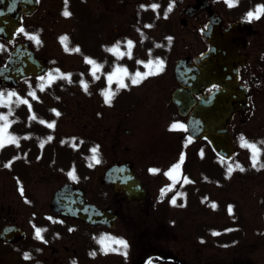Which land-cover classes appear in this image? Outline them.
I'll list each match as a JSON object with an SVG mask.
<instances>
[{"label": "flooded vegetation", "instance_id": "af4514ba", "mask_svg": "<svg viewBox=\"0 0 264 264\" xmlns=\"http://www.w3.org/2000/svg\"><path fill=\"white\" fill-rule=\"evenodd\" d=\"M170 1L173 3V9L168 12V21L171 22L173 15L177 16V22L179 21L184 27L183 30L172 29L170 30L171 33H183L186 28H189V32L195 36L203 31V24L206 25L209 21V13L206 8L196 10L197 8L194 6L198 0ZM241 1L244 0H239L238 4H241ZM152 2L154 0H49V6L44 9V1L39 0L38 9L33 16H24L23 27L21 28L23 32L19 31L12 42L0 39L2 42L0 46L9 51L10 46L15 47L21 42L28 41L31 36L28 33L33 31L40 34L44 33L45 24L43 21L31 23V20L44 9V13L39 15L41 19L50 15L57 21H67L76 15L81 16L83 37L89 38V36L97 33L96 39L99 40L97 50L100 52L101 43L106 39L104 35L99 33L100 25L104 21H111L120 17L121 11L123 7L127 6V3H134L135 5L147 3L149 5ZM208 2L215 9L216 14H220L215 8L216 0H208ZM65 10L70 13L67 17L63 15ZM241 18L246 19L245 16ZM172 23L176 24L175 21ZM73 32L56 31L55 43L57 40L58 43H61L64 34H67L68 41H71L73 35L77 34L76 31ZM121 34L122 32L118 31L117 28L113 30V33H109L107 35L111 38L109 45L120 42ZM33 46L36 49L39 48L34 43ZM45 46L40 47L44 48ZM250 48L249 42L248 50ZM81 65L84 66V63ZM260 67L261 65L257 68L245 67L242 70V75L249 88L252 103L251 114L245 120L248 122L253 119L257 123L259 131L264 133V114L260 115L254 109L259 104L260 95L264 93L260 80L257 83L256 79L258 74L261 75ZM87 78L96 80L89 75ZM127 92L129 102L125 105H122L121 95H115L111 105H107L102 91L98 90L96 92L97 106H94L93 110L88 109L84 112L86 116L93 115L94 118L109 115L113 119L114 131L111 129L104 130L105 138L112 141L110 145L113 148L119 147L122 141L128 142V138L132 139V145L130 148H126V152L132 147L139 150L138 143L141 145L144 139L149 141L147 145L149 150L144 155L145 164L142 165L144 174L140 173L136 158L130 159L119 156L120 159L116 160V162L128 161L133 164L146 190V198L142 202L130 201L124 193L116 195L119 207L114 206L118 220L121 221L122 219L121 209L126 207L133 210L128 218L122 221L126 222L128 229L134 230L139 240L144 237L139 256L119 253L117 254V263L149 264V260H151L152 264H264V205L253 207L252 215L246 216L242 210L244 206H239L234 201L233 196L226 191L230 184L226 186L225 190H211V184L203 183L197 168L192 173L185 172V162L182 165L181 175L177 177L179 182L173 184L165 173L179 161L182 155L184 157L187 137L184 118H180L175 112L155 110L151 106L152 103L149 104L148 111H138L136 102L133 100L136 99L134 89L129 88ZM155 97L158 96H149V101ZM88 99L89 101L92 100L91 97ZM106 105L108 109L105 108ZM139 113L149 114V131L146 133L139 132L136 135ZM67 116L69 115L67 114ZM164 117L170 118V122L155 130L153 125L161 126ZM125 123L131 128L123 127ZM174 123L184 125V129L170 130ZM98 124L99 127L104 126V122ZM88 125L89 122L84 128H87ZM45 132L46 130L41 128L38 134L30 132L29 140L22 139L25 149L20 152L17 159L19 168L9 171L10 176L15 179L16 185L12 184L10 187L0 185V235L6 226H14L10 234L11 240H8L10 242L0 238V261L2 262L17 259L21 264H25V262L26 264H36L51 260L67 264L73 260V251H75L72 248L74 240L73 220L62 218L48 209L45 213L36 214L37 218L32 221L30 219L26 221L23 212L28 189L38 176L41 177V181L52 185L50 194H47L50 202L54 192L60 186L66 183H76L79 186L78 179H72L70 176L73 171L75 177L81 175L79 178L81 186L86 187L89 182V149L87 146L82 149L81 156L83 157H74L72 136L70 133L63 132L61 128H57L54 132L55 139L59 140L56 147L39 151L37 142L32 144L31 141H37L43 137ZM246 132L247 135L251 134L249 131ZM87 135L85 140L88 143L90 136L88 133ZM26 136V126H24L21 138ZM97 144L100 151L104 150L103 143L97 142ZM195 153L197 154V152ZM196 154L193 161L197 165ZM100 155L102 160L103 156ZM152 169L158 171L153 173ZM1 173L8 175L2 166H0ZM184 178H187L190 183H184ZM165 188L171 190L162 195L161 190ZM21 189H23V194H21ZM223 193H227L226 196ZM28 195L30 197V194ZM261 196L263 197V194ZM173 198L176 199L175 205L171 203ZM234 203H236L235 206ZM34 204L35 201L30 203V207L33 209ZM213 204L215 207H212ZM145 214L147 215V222L144 224ZM48 215L52 220L49 219ZM34 226L46 229L42 233L43 240L35 238ZM17 229L19 231H16ZM140 230H144L142 234ZM119 249L121 251V248ZM89 252V245L86 244V247L84 245L81 254L84 259L77 258L76 263L84 261L86 264H91V262L102 264L97 259H101L103 255L99 256L98 253H95L91 257L96 259H87V254L90 255ZM25 253L30 254L31 258L25 260Z\"/></svg>", "mask_w": 264, "mask_h": 264}, {"label": "rangeland", "instance_id": "374dc122", "mask_svg": "<svg viewBox=\"0 0 264 264\" xmlns=\"http://www.w3.org/2000/svg\"><path fill=\"white\" fill-rule=\"evenodd\" d=\"M44 1V9L45 7L49 6V0H43ZM134 1V0H132ZM250 3H254L253 1H247L245 2L244 6L240 9L241 12L245 13L247 10L250 8L248 5ZM225 3H222V1L217 2V10L223 18L225 19V23H228L230 21H234L239 19L240 13L238 12V7L234 6L233 7V12H230L227 4L224 5ZM264 5V3H262ZM259 6V5H258ZM257 7V5H256ZM43 11L39 14H43ZM146 9L144 8V11ZM149 14L155 15L153 11H148ZM235 12V13H234ZM37 15L31 20V23H36L35 21H43L45 24L44 28V33L42 37L40 36L41 39H39V46H44V48H41L42 51H46V54H49L48 56L51 57L52 59V64L54 68V74L56 73V70L62 69L63 71H69L74 70V69H81L78 67V63L81 62V59L79 56H70L69 54H64L59 50L57 44L55 43L54 36L56 31H74V30H81L82 28V21L79 20L78 22L75 19H70L67 21L60 20L57 21L55 20L52 16L47 15V17L41 19ZM135 7L134 3L128 4L126 7H123L121 11L120 17H117L115 20L111 21H104L100 25V32L102 35H104L106 38L109 33H113V30L115 28L118 29V31L122 33H128L130 32L132 35L134 33V30L138 27H141L144 29V33L142 34V37H140V34L137 30H135V36L137 38H134L136 41V46L134 48L135 50H138V44L142 38H145L147 35L146 31H150L152 35L155 37H159V33H157L159 30H162L164 28V21H157V23H152L151 21L149 22V29L146 27L147 25L144 23V17L140 15ZM151 17V16H149ZM138 18L141 20L139 21ZM134 19L136 23L134 24ZM261 19V18H260ZM139 21V22H138ZM176 22L175 26L176 29H181L179 21L177 22V16H174L171 18V22ZM254 25H256L257 29L260 30V34L253 39H251V48L249 50V53L252 57L251 60V67H257L259 64H262L264 66V17L261 20H253ZM53 30H56L53 32ZM183 30V28H182ZM97 32V31H96ZM53 33V34H52ZM37 36L40 35L37 32L35 33ZM29 35H33L29 33ZM81 36V33H80ZM140 37V38H139ZM80 43H81V49L85 47L88 51L89 54H92L96 57L94 61L100 62L102 64V69L98 73H100L101 77H107L110 75V73L113 72V69L115 66L118 65H126L129 64L127 62H131V57H129L127 54L123 55L122 57H118L117 55L113 54L112 52L107 51L106 46H103V48L98 52L97 50V40L94 36H89V38H83L82 40L78 38ZM157 45H160L158 42H153V46L158 48ZM123 49L119 50L121 53H127V47L125 45H121ZM205 47L204 40L199 38V35H192L189 32V28H186L183 33L178 35V37L175 40L174 47H173V53L170 55V64L174 66L176 61L184 57L186 54L189 55H197L199 52L200 48ZM50 50V51H49ZM57 50V51H56ZM171 50V48H170ZM49 51V52H47ZM144 54V52H142ZM1 56V53H0ZM163 59L164 56L160 55ZM103 57H105L103 59ZM4 60V56H1L0 62ZM154 60H161L160 57L155 58ZM143 62H137L136 64H141ZM1 64V63H0ZM171 67V66H170ZM76 70L73 72L75 73ZM62 80V79H60ZM175 80L172 77V73L168 72L165 75H160L157 77H152L149 80L145 81L141 86L138 87L136 90V95L137 99H134V102H136V109H137V103L139 102V99H147L149 103H145L143 108L139 107V110L145 109L146 111L149 110V104L154 103L158 106L159 109L163 110L164 105L168 106V109L171 110V112H174V107L169 104V101L165 98H170V93L171 90L175 87ZM40 83H43L40 82ZM39 85H36V83L32 80H28L24 83L23 88L20 89V91H15L20 98L28 100L29 104L31 105V110H29L28 105L26 104H19L17 106L18 101L16 98H12L11 101L8 100L7 93L12 92L11 90H1L0 92L4 93V98L3 102H0V116H7L9 121H15L14 123L11 124V127L8 128L5 132V136L7 135H14L16 137H21L22 131H23V124L20 119V115L22 112H33L35 111L38 114V117L41 118H46L49 117L47 116V113L44 115L43 113H38V109L41 108L40 111H45L46 109H50V107H57L59 110H61L62 117L54 118L57 121V125L59 124L61 130L63 132L67 133H72L76 136L77 138V144H82L84 143V138L88 137L87 133L89 134V138L93 139L96 142L103 143L104 145V150L100 151L99 154H102L103 159L99 163L91 162L88 167V174H89V183H87L86 189L88 190V194L90 198L93 200H97L98 202H95V204L100 205L103 204L104 206H113L116 205L119 207L117 204V199L114 198L112 195V191L108 190V192H104L103 188L101 186V179L102 175L104 172V169L107 165L110 163H113L116 161L119 156L127 157L130 159H135L137 160L138 165L141 167L142 165L145 164V158L144 155L148 152L149 148H147V145L149 143L148 140L143 141V143L140 145L138 143V146L140 147L139 150L135 147H132L128 152H126V148H130L132 145V139L128 138L127 141H122L119 147L113 148L112 141L110 139L105 138L104 130L111 129L114 131L113 128V119L109 116L106 115L102 116L101 118L98 117L94 118V116H86L85 111L86 110H93L94 109V104H92L91 101H89L88 97L86 94L83 93L81 88L75 87L70 89V91H64V90H58L56 92L51 93L48 96H45L44 99L42 98L41 100L38 98L37 100L33 99L31 96L28 95L30 91H34L39 93L38 87ZM81 89V92L79 91ZM108 87L105 88L107 90ZM114 90L117 91V87H113ZM119 91V90H118ZM117 91V92H118ZM44 93H48L46 90ZM64 93V95H62ZM28 95V96H26ZM156 95L158 97H155L149 101V96ZM59 96V97H58ZM164 98H162V97ZM62 98L65 100V104L62 102ZM40 103V104H39ZM39 104V105H38ZM36 105V107H35ZM37 108V109H36ZM3 109V110H2ZM260 111L259 114L264 113V96L263 94L260 95V101H259V107L257 108ZM2 110V111H1ZM11 110V114L10 113ZM72 113V116H70ZM67 114L69 116H67ZM71 117V118H70ZM36 118V116H35ZM170 118L164 117L162 120V125L158 126L153 125L154 129H159L161 127H164V125H167L169 122ZM60 122V123H59ZM89 122V125L87 128H84L86 123ZM104 122V126H100L98 123ZM255 125L254 120L252 119L251 122L249 123V127H253ZM72 126V127H70ZM233 129L235 130V133L239 134L238 139L240 140L241 136H244V134H241V128L244 130V127H246L244 124H242L241 119L235 118L233 122ZM95 127V130H94ZM125 128H131L125 123L123 125ZM149 131V114L144 113L142 115L138 114L137 116V126L135 130V134L137 135L139 132L143 133V130ZM94 130V131H93ZM111 131V132H112ZM47 132V131H46ZM45 132V133H46ZM43 134V139L42 142H45L44 140V135ZM104 134V135H103ZM103 135V136H102ZM255 137H261L264 135V133H261L259 130L255 131L253 134ZM147 138L146 136H144ZM249 139V138H248ZM250 140V139H249ZM239 152L237 156L235 157V164H239L240 166H244V162H248V157L250 155V151L246 148L241 147V141L239 142ZM82 145H80V148H77L73 150V155L74 157H80V152L82 150ZM86 146L93 147V145L89 144H84ZM55 146V145H54ZM85 146V148H86ZM97 146V145H96ZM90 147H89V153L90 152ZM206 146H202L204 148ZM120 148V149H119ZM25 149V144L22 139L19 140V147H17L15 144H6L3 147V152L6 156L9 157V159H14L16 160L19 157L20 152ZM209 152V150H208ZM190 153V155L193 154V151L191 148L187 149V155ZM210 155H208L209 157ZM205 159V158H204ZM218 161H216V165L211 167L207 166L206 170L208 173H211L214 171V175H218L222 178L223 174H225V178L227 177V166L226 163H224L223 160L217 158ZM216 160V159H215ZM4 161H2V164ZM206 161L199 163L195 168H197L198 173H203L204 172V164ZM14 168V165H12ZM5 168V167H4ZM239 169H236V171L233 173L234 177L232 179V182H227L224 184L222 188H217L213 184H211L210 189L211 190H225L226 186L230 184L227 188L226 191H228V194H231L233 196V199L239 206H244L242 210L246 214V216L252 215L253 212V207H257L259 205H264V173L263 174H256L252 169L250 170H244L240 171L237 173ZM223 173V174H222ZM232 175V176H233ZM16 185V181L13 177L10 176L9 172L8 175L6 174H0V185H5V187H10L11 185ZM1 189V188H0ZM52 189V185L50 183H46L45 181H41V177L38 176L35 182H32L29 189H28V194L34 199L35 204H34V209L29 207L30 205L28 202H26L25 210L23 212L24 218L26 221L29 219L32 221L35 218V215L40 213H45L49 209V203H50V198H47V194H50V191ZM260 192V193H259ZM259 193V195H258ZM101 194V195H100ZM227 193H223L224 196H226ZM263 194V197L261 196ZM100 198V199H99ZM133 212V210L128 209V208H123L121 209L122 213V219L121 221L119 220V223L117 224V227L110 231V233L103 232V230L99 231V233L94 232L93 230L87 229L85 231L80 227L79 225L75 226V238L73 240V245L72 248L76 249L73 251L74 254H82L84 245L86 247L87 241H89L87 238L89 236L90 241L93 243L97 242V239L100 238L103 235L111 236V237H116L117 235L123 234L126 237L130 238L128 241V244H131L132 247L128 246V252H130L133 255L139 256L140 254V248L141 245L144 241V237L142 239H138V236L135 235L134 230L128 229L126 226V222L122 221L125 218H128V216ZM147 215L145 214V220L144 224L147 222ZM129 220V219H128ZM144 230H140V233L142 234ZM103 232V233H100ZM97 247L101 249L100 245L97 243ZM176 247V246H175ZM132 251V252H131ZM96 253V250L95 252ZM112 254H115L116 252L112 251ZM110 252H108L105 255H110ZM193 253V252H191ZM102 256L100 260L102 264H116L117 263V256L114 255V257L110 258L107 260V257L104 258ZM142 256V255H141ZM114 258V259H113ZM84 259V258H82ZM96 259V258H94ZM93 259V260H94ZM9 264H18L17 261H7ZM49 262L50 264H64L63 262H55V261H45ZM84 263V261H81L80 264ZM3 264V263H0ZM91 264H95L94 262H91ZM118 264V263H117Z\"/></svg>", "mask_w": 264, "mask_h": 264}, {"label": "water", "instance_id": "95a60500", "mask_svg": "<svg viewBox=\"0 0 264 264\" xmlns=\"http://www.w3.org/2000/svg\"><path fill=\"white\" fill-rule=\"evenodd\" d=\"M19 0H0V8L7 9L8 16L20 14V9L15 14V8L19 7ZM34 9V5L31 10ZM0 13L1 9H0ZM4 16V15H2ZM17 16V17H18ZM14 18L8 17L13 23L12 28L7 29L11 33L17 23ZM212 19V25L205 32L206 38L211 43L210 50L198 60L200 63L196 74L190 80L200 78L199 84L219 83L223 89L216 96L205 98L192 114L189 127L192 133L209 138L214 148L224 156H230L234 151L232 138L228 132L233 115L236 112L244 114L246 110L247 97L241 86L238 85V67L245 63L242 56L238 55L236 42L241 40L247 27L242 22L235 23L221 32V26L216 18ZM3 24V22H0ZM243 32V33H242ZM37 60L30 47H20L14 51L8 63L0 68V85L9 88H18L20 80L27 76H39L46 70V62ZM177 73H180L177 70ZM179 76V75H178ZM180 78V77H179ZM174 101L179 106L180 112L185 114L188 101L183 99V95L176 93ZM195 135V136H196ZM120 166H113L107 172V180L112 182V177ZM130 172V171H128ZM83 192L75 191L73 186H65L55 196L52 208H58L63 212L74 214L81 220L91 225H114L115 216L111 210H100L94 205L88 204ZM79 194V195H78ZM73 209V210H72ZM56 210L62 214L63 212Z\"/></svg>", "mask_w": 264, "mask_h": 264}, {"label": "snow or ice", "instance_id": "6c2138e0", "mask_svg": "<svg viewBox=\"0 0 264 264\" xmlns=\"http://www.w3.org/2000/svg\"><path fill=\"white\" fill-rule=\"evenodd\" d=\"M225 2L228 3L229 7H233V6L238 5L239 0H225ZM151 7L153 10H156L159 7V5L153 4ZM168 10L171 11V7ZM2 14L3 13H0V15H2ZM63 15H65L67 17L70 15V13L67 10H65ZM261 17H264V5H259L256 7V9L254 11H249L246 14V19L248 22H252L253 20H258ZM20 31L23 32V29H20ZM29 39L36 40L37 43L40 42L39 39L35 36H30ZM67 41H68L67 37L61 38V43L64 44L65 51H69L68 46H67ZM169 42H171V38H169ZM126 47H127V53H121L119 51V49H120L119 42H117V44L115 46H113L110 49H106V50L109 52H112L113 54L117 55L118 57H122L125 54H127L129 57H131L133 42L129 40L127 42ZM157 47H160V45H157ZM72 51L79 53L80 49H79V47H76V48L72 49ZM85 62L87 64L91 65L93 78L99 79V76H97L96 73L101 71L103 66L100 64H97L96 61H94L93 59L88 58V57H85ZM145 67L148 68L149 71H147L145 73H141L138 71L135 73L134 76H131V77H129L127 69L119 68V67L112 74L108 75L107 76L108 89L102 92V95L104 96L105 103L111 105L112 100L116 95V92L111 90V85L114 82V79H115V83L118 85V88H117V91H118L119 89H123V88L128 87V85L125 83V78H130L132 84H139L142 82V80L146 79L149 75H155V74H158L160 71H162L163 67H164V63L162 60L150 61L148 64L145 65ZM56 73H57V75H55V76L53 75L52 72H49L47 74V77H43V76L40 77V80L43 81V83H41L39 85L40 91H43L46 86H50L52 83L55 82L56 79H67L69 82H71V75L70 74L65 75L63 73H60L58 69L56 70ZM81 84H82V87L84 88V90L87 92V90H88L87 83L84 81H81ZM4 95H5L4 93L0 92V102H3ZM28 95L31 96L33 99H37L34 91H30L28 93ZM7 97H8L9 101H11L12 98H16V100L18 101L17 106H19V104H26V105H28L29 110H31V105L29 104L28 100L20 98L15 91L8 92ZM9 114H11V110H10ZM55 114H56V116L60 115L59 112H56ZM33 118H35V117H33ZM14 122L15 121H9L7 116H0V148H3L6 144H15L17 147H19V140L20 139H28L29 138V137H22V138L16 137V136L10 135V134L5 136L6 130L8 128H10L11 124ZM41 123H44V122L41 121ZM47 126L49 128H54L55 122L50 123ZM182 129H184V125L174 123L171 126L170 130H182ZM51 139H52L51 137H48L49 141ZM240 141H241V147L248 149L251 153L252 166L256 167L259 164L260 167H264V164L260 163V156L262 154H264L261 151V147H259L254 142H249L244 136L240 137ZM260 144L264 145V141H261ZM41 147H43V143H41ZM91 152H92L91 160L94 161L95 163H99L100 162L99 156H98L99 146L91 149ZM183 163H184V157L182 155L180 157L179 161L175 165H173L169 169L168 172L165 173V175L173 182V184L179 182L177 177L181 175V169H182ZM235 168L239 169L240 171H244L243 167L240 166L239 164H236ZM233 170H234V168L230 164L229 168H228L229 175L231 174V172ZM151 171L153 173H155L158 170L152 169ZM70 176L72 179H76L74 171L72 173H70ZM183 182L184 183H190V181H188L187 178H184ZM169 190H171V189L170 188L162 189L161 194L164 195ZM21 194H23V189H21ZM171 203L173 205H175L176 199L173 198L171 200ZM212 207H215V205L213 204ZM229 211H231V209H229ZM34 228H35V238L39 239V240H43L42 233L44 231H46V229L37 228L35 226H34ZM97 243L100 245L101 251L104 252L105 254H107L109 251H118L119 248H123V249H125V252L122 254L126 255L127 242L124 241L123 239H118L115 237L103 235L97 239ZM113 245H115L117 247H113ZM91 255L94 256L95 253H91ZM30 258H31L30 254L25 253L24 259L28 260Z\"/></svg>", "mask_w": 264, "mask_h": 264}]
</instances>
